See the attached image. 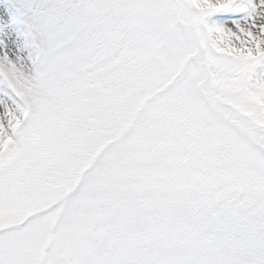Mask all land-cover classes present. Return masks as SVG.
<instances>
[{
  "label": "snow or ice",
  "instance_id": "1",
  "mask_svg": "<svg viewBox=\"0 0 264 264\" xmlns=\"http://www.w3.org/2000/svg\"><path fill=\"white\" fill-rule=\"evenodd\" d=\"M0 264H264V0H0Z\"/></svg>",
  "mask_w": 264,
  "mask_h": 264
}]
</instances>
